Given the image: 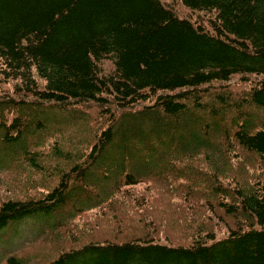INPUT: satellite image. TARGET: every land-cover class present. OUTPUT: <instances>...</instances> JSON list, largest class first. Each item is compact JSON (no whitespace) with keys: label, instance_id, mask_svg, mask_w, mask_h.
Returning a JSON list of instances; mask_svg holds the SVG:
<instances>
[{"label":"trees","instance_id":"obj_1","mask_svg":"<svg viewBox=\"0 0 264 264\" xmlns=\"http://www.w3.org/2000/svg\"><path fill=\"white\" fill-rule=\"evenodd\" d=\"M0 174L5 264H264V0H0Z\"/></svg>","mask_w":264,"mask_h":264},{"label":"rangeland","instance_id":"obj_2","mask_svg":"<svg viewBox=\"0 0 264 264\" xmlns=\"http://www.w3.org/2000/svg\"><path fill=\"white\" fill-rule=\"evenodd\" d=\"M104 67L106 70L110 68V63L108 61L104 62ZM8 176L0 174V203L3 200H7L11 198L13 194H10L8 191H5L9 186ZM20 196V195H19ZM96 212H92L91 214H87L85 216L80 217L74 222V229L79 228L87 221L93 220L94 214ZM55 219L54 213H43L38 212L31 216H28L16 224L6 227L0 231V264H5V260L9 256L18 255L25 257L34 258L36 255L42 254L45 256L46 253H50V244L53 243V237L50 239H38L41 228L46 224H51ZM180 224V223H179ZM178 224V225H179ZM177 225V227H178ZM167 227L173 228L175 231L177 227H174L172 224L167 225ZM184 225L180 224L179 229H177L175 239L178 240H187L188 236L186 234L185 229H183ZM73 229V230H74ZM137 229V228H136ZM106 229H98V235H108L104 231ZM160 230V229H159ZM158 232V230H157ZM133 233L131 229L127 228V232L124 234ZM136 233V232H134ZM170 234V233H169Z\"/></svg>","mask_w":264,"mask_h":264}]
</instances>
